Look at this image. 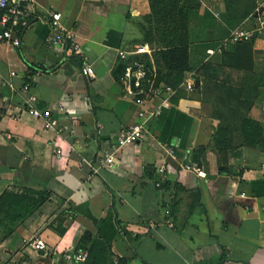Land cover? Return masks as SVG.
I'll return each instance as SVG.
<instances>
[{
    "label": "crops",
    "instance_id": "crops-1",
    "mask_svg": "<svg viewBox=\"0 0 264 264\" xmlns=\"http://www.w3.org/2000/svg\"><path fill=\"white\" fill-rule=\"evenodd\" d=\"M18 5L19 45L0 40V196L30 209L0 208V264L78 250L87 264H264V0ZM235 29L252 37L232 43ZM138 46L130 62L177 87L164 102L140 106L120 82L118 51ZM141 110V138L101 163Z\"/></svg>",
    "mask_w": 264,
    "mask_h": 264
},
{
    "label": "built area",
    "instance_id": "built-area-1",
    "mask_svg": "<svg viewBox=\"0 0 264 264\" xmlns=\"http://www.w3.org/2000/svg\"><path fill=\"white\" fill-rule=\"evenodd\" d=\"M21 1L31 2L32 0H0V10L8 11L10 14L3 12L0 14V26L2 30L0 32V40H12V43L17 46L19 41L17 39H11V32L8 26L10 18H15L18 15L24 13L19 8ZM61 14L59 12H52L50 14L51 24L56 30V34L52 37V43H61L64 36V27L60 22ZM252 37V31L243 29H235L228 36V40L232 43L239 42L241 40H249ZM76 50V45H73ZM145 46H138L134 50H119L118 58L122 63V73L120 76V82L127 93V95L138 105L142 106L147 99L151 97H161L164 102L170 95H172L177 87L169 85L155 86L148 78V74L142 66V63L138 60L131 61L128 59L130 55L141 54L147 52ZM81 72L86 76L93 75V68L90 64H84L81 67ZM13 74V73H12ZM192 83L186 82L185 88L192 89ZM28 85H24V89H27ZM264 111V107H262ZM35 115L39 114V111L33 110ZM138 115L140 120L125 129H122L116 139V147L112 151L103 150L100 154L101 163H110L114 160L115 154L119 148L136 143L142 136L144 130V122L146 120L145 112L141 110ZM185 169L191 170V165H185ZM164 167L160 166L159 171L163 172ZM45 247L44 241L39 239L35 242L34 248L43 250ZM19 264H27L22 261ZM59 264H87V252L85 250H78L75 252H67L63 254L62 261Z\"/></svg>",
    "mask_w": 264,
    "mask_h": 264
},
{
    "label": "trees",
    "instance_id": "trees-1",
    "mask_svg": "<svg viewBox=\"0 0 264 264\" xmlns=\"http://www.w3.org/2000/svg\"><path fill=\"white\" fill-rule=\"evenodd\" d=\"M174 52V49L167 50L165 54V59L168 57H172V54ZM172 68V67H171ZM7 208V210H11L12 212L6 213L10 219H15L18 218L19 216L17 215V211L20 210H29L30 206L28 204L27 198L24 197H19V196H13L9 194H2L0 196V208Z\"/></svg>",
    "mask_w": 264,
    "mask_h": 264
}]
</instances>
